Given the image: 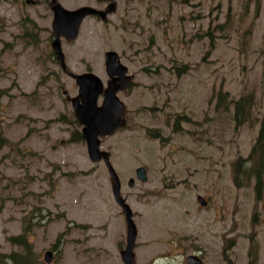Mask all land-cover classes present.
<instances>
[{"label":"rangeland","instance_id":"1","mask_svg":"<svg viewBox=\"0 0 264 264\" xmlns=\"http://www.w3.org/2000/svg\"><path fill=\"white\" fill-rule=\"evenodd\" d=\"M26 17L39 27L37 46L19 37ZM51 20L48 0H0V128L9 141L0 149V252L19 250L9 236L31 223L38 264H125V212L107 165L76 135L66 98L78 86L45 56ZM61 41L72 72L90 68L105 85L104 53L115 50L132 75L117 92L125 124L100 148L133 212L135 263L184 264L200 252L204 264H264V185L261 195L255 177L236 186L232 168L249 155L264 114V0H117L107 21L88 16L74 40ZM219 90L227 94L215 107ZM248 92L253 115L236 125L231 100Z\"/></svg>","mask_w":264,"mask_h":264},{"label":"water","instance_id":"2","mask_svg":"<svg viewBox=\"0 0 264 264\" xmlns=\"http://www.w3.org/2000/svg\"><path fill=\"white\" fill-rule=\"evenodd\" d=\"M53 10L51 28L55 34L52 46L55 49L61 67L66 69L64 52L61 45V37L73 40L77 37L83 19L92 14H98L101 20H105L107 12L114 9L112 0L106 9H99L91 5H81L76 8H67L58 0H50ZM105 69L110 79L104 85L101 78L91 70L83 72H71L68 74L75 79L78 93L75 96L66 94L78 122L81 124V135L86 142L87 152L92 161L102 160L108 167V172L113 180L112 194L115 201L121 206L126 217V245L121 250V257L125 264H136L133 255V246L137 236L136 224L133 220V212L120 193V179L110 162L109 151L100 148V137L107 136L120 126L125 124V104L117 95L119 90L130 86V75L127 74V66L123 64L115 50H107L104 53ZM65 92V91H64ZM102 95L101 103L98 97ZM135 175L138 180L145 181L147 174L144 166H137ZM134 178L128 179L132 186ZM201 205L206 203L201 195H197ZM51 251L45 252V260L49 262ZM188 264H201V259L195 254H189L185 258Z\"/></svg>","mask_w":264,"mask_h":264},{"label":"trees","instance_id":"3","mask_svg":"<svg viewBox=\"0 0 264 264\" xmlns=\"http://www.w3.org/2000/svg\"><path fill=\"white\" fill-rule=\"evenodd\" d=\"M25 30L19 34L20 38L27 44L32 46H37L39 40L36 37L38 33L36 31V23L29 17L24 19ZM212 44V43H211ZM8 45L4 42V47ZM3 47V48H4ZM1 52V50H0ZM183 72L186 71L182 68ZM263 88H264V78H263ZM6 92V89L0 88V98L1 92ZM227 92H222L219 90L218 94L214 93L212 97H216L218 101L215 103L216 106H221L223 102H220L222 97L226 96ZM233 104V119L236 125H240L247 121H250L253 115L254 105L256 104V95L254 92L243 93L237 99H232ZM227 107V105H226ZM78 138L83 139L81 132H76ZM8 139L2 134L0 128V149L8 144ZM233 168V182L236 186H243L249 184L250 180L255 177L256 181V192L258 195L262 194V189L264 185V114L261 119V127L259 134L256 138L255 143L248 156H240L236 158L232 163ZM32 225L28 223L23 226L20 233L9 236V240L17 244L19 250H11L9 253L0 252V264H38L39 260L37 254L33 250L32 242L29 239ZM256 252H254V255Z\"/></svg>","mask_w":264,"mask_h":264},{"label":"flooded vegetation","instance_id":"4","mask_svg":"<svg viewBox=\"0 0 264 264\" xmlns=\"http://www.w3.org/2000/svg\"><path fill=\"white\" fill-rule=\"evenodd\" d=\"M27 2H31V3H34V2H37L38 0H26ZM99 1H101V2H103V3H105L106 5L105 6H103V7H99V9H106L107 7H108V5L110 4V2L112 1V0H99ZM114 2H115V5H114V9H112L111 11H109V12H107V14H106V18H105V20H102V21H107V19H108V16L110 15V14H112V13H114L115 11H116V9H117V0H113ZM48 4H49V7H50V9H51V11H52V16H53V10H52V5H51V3H50V0H48ZM89 16H93V17H99L100 18V16L98 15V14H92V15H89ZM34 21V20H33ZM52 29V28H51ZM36 31L38 32L39 31V27H38V25H36ZM36 37L37 38H39V34H36ZM55 39V34H54V32H53V30L50 32V33H48V35L45 37V39H44V41L46 42V47H47V51H48V53L47 54H45V56L46 57H48L52 62H53V64L55 65V62H58V64L60 65V67H61V64H60V61H59V59L57 58V56H56V53H55V49L53 48V46H52V41ZM61 40L62 39H65L64 37H61L60 38ZM40 40H41V37H40ZM65 40H67V39H65ZM67 41H71V40H67ZM61 45H62V41H61ZM63 50V49H62ZM64 52V51H63ZM118 56H119V54H118ZM64 58H65V54H64ZM119 59H120V56H119ZM120 61H121V59H120ZM122 62V61H121ZM65 63H66V58H65ZM123 63V62H122ZM124 64V63H123ZM126 65V64H125ZM127 66V65H126ZM61 69L63 70V72L64 73H66V74H68V72L67 71H71V70H69V68L67 67V65H66V69H63L62 67H61ZM86 70H91L90 68H85L84 70H82L81 72H83V71H86ZM72 72V71H71ZM54 74H55V71H54ZM127 74H129L130 75V85H132V83H133V80H132V75H131V73H129L128 72V67H127ZM110 79V76L108 75V80ZM127 89H128V87L126 88V89H123L124 91H127ZM202 196V195H201ZM203 198H204V196H202ZM205 199V198H204ZM205 201H206V203L204 204L205 206H207L208 205V201L205 199ZM204 205H202V206H204ZM136 243V242H135ZM135 243H134V246H135ZM134 246H133V248H134ZM125 247V246H124ZM122 250V249H121ZM121 250H120V255H121ZM189 254H195V255H197L200 259H201V261H202V263L201 264H204V259H203V256L201 255V253L200 252H193V253H189ZM189 254H187V255H189ZM133 255H134V250H133ZM186 255V256H187ZM186 256H185V258H186ZM185 258H184V264H188L187 262H186V260H185ZM134 259H135V257H134Z\"/></svg>","mask_w":264,"mask_h":264}]
</instances>
